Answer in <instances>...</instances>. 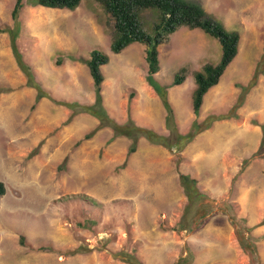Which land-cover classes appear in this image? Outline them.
<instances>
[{
	"label": "rangeland",
	"instance_id": "rangeland-1",
	"mask_svg": "<svg viewBox=\"0 0 264 264\" xmlns=\"http://www.w3.org/2000/svg\"><path fill=\"white\" fill-rule=\"evenodd\" d=\"M29 1L18 16L16 47L49 98L32 108L36 90L25 86L9 37L0 34V89L8 90L0 91V181L6 190L0 197V264H128L112 256L128 245L144 264H175L188 252L191 264H250L230 218L264 264V76L250 87L264 56V0H196L240 35L237 56L205 95L197 117L191 108L193 72L219 62V43L181 27L158 47L154 78L167 87L170 121L146 83L143 46L111 53L112 24L95 0H81L73 11L32 7ZM14 2L0 0V24L11 28ZM157 16L152 9L138 17L149 35ZM93 48L109 57L101 68L109 117L120 124L131 118L174 141L191 135L177 155L178 169L176 155L144 138L129 156L130 140L111 139L110 128L86 138L98 120L80 113L68 121L71 111L55 103H94L88 69L78 61ZM184 66V83L172 87ZM179 173L194 177L216 206L188 234L161 228L175 225L186 205ZM75 196L101 206L92 210ZM91 218L92 230L78 226ZM46 245L55 252L37 251ZM79 245L89 251L67 254Z\"/></svg>",
	"mask_w": 264,
	"mask_h": 264
},
{
	"label": "trees",
	"instance_id": "trees-1",
	"mask_svg": "<svg viewBox=\"0 0 264 264\" xmlns=\"http://www.w3.org/2000/svg\"><path fill=\"white\" fill-rule=\"evenodd\" d=\"M102 8L112 24V34L109 44V50L113 54H119L132 44H140L144 48V60L147 66L146 83L158 95L163 107L167 111V120L173 117L171 105L167 99V87L161 86L154 78L159 71L158 47L167 42L169 37L173 35L181 27L189 30H200L205 36L216 40L221 47V56L216 64L205 63L200 70L193 72L195 87L191 94V108L193 115L198 116L203 104V99L210 89L215 87L225 70L235 59L238 53L240 42L239 32L228 31L222 23L211 17L196 0H95ZM81 0H30L28 3L32 7H42L46 9L69 10L76 9ZM24 0H15L12 11L11 20L13 27L0 24V34H7L10 40L11 50L15 56V61L24 75L25 86L36 90L35 103L42 98H49L47 93L41 88L40 84L35 80L34 73L30 67L23 63L16 47V40L20 32L18 21L19 13L24 7ZM156 9L158 16L153 24L152 34H147L139 23L138 17L142 11ZM75 60V59H74ZM86 65L90 78L93 83L95 92V101L92 105H80L78 103H58L71 111L68 118L70 121L75 115L80 113L89 114L98 120V125L91 131L86 138L92 137L96 132L103 128L112 130L111 139L118 137H126L130 140L127 155H131L137 150L138 141L141 138L146 139L154 145L164 147L170 153L176 155L174 166L179 168L181 159L177 155L181 152L186 142L191 140V135H176L175 141L170 137H164L152 128L142 127L135 124L131 118H128L124 124L117 123L113 118L107 115V110L103 106L101 89L104 81L101 68L108 64L109 57L104 52L93 48L89 52V56L85 60H78ZM59 64V61L57 62ZM187 67H181L175 74L171 86H179L186 79ZM264 76V56L256 67L254 76L250 82V87L255 86L258 76ZM1 92L8 91L0 89ZM195 131L198 130L196 125ZM262 129V138L264 140V125ZM180 186L186 198V205L182 212L180 220L173 226L162 225L161 228L177 233L188 234L196 230L203 219L211 214L216 206L214 200L205 192L198 188L197 180L189 174L179 173L178 176ZM5 186L0 181V197L5 195ZM80 200L84 205L92 208L101 206L96 200L87 196H75L72 199ZM70 199V200H72ZM70 201L69 199H63ZM230 223L235 228V234L240 249L248 257L250 264H263L260 260L257 248L248 237H245L244 230L237 227L233 218ZM264 225V221L261 223ZM96 225V221L85 219L79 227L92 230ZM39 252L54 253L55 250L46 245L37 249ZM89 249L79 245L67 254L74 255L78 253L88 252ZM113 258L128 264H144L136 254L135 246H126L112 254ZM191 255L188 252L186 256L179 259L175 264H191Z\"/></svg>",
	"mask_w": 264,
	"mask_h": 264
},
{
	"label": "crops",
	"instance_id": "crops-1",
	"mask_svg": "<svg viewBox=\"0 0 264 264\" xmlns=\"http://www.w3.org/2000/svg\"><path fill=\"white\" fill-rule=\"evenodd\" d=\"M202 38H203V37H201V36L199 37L200 41H201ZM201 42H202V41H201ZM202 43H203V42H202ZM203 44L206 45L207 43L204 42ZM206 46H207V45H206ZM203 100H204V99H203ZM179 105H180V104H179Z\"/></svg>",
	"mask_w": 264,
	"mask_h": 264
}]
</instances>
